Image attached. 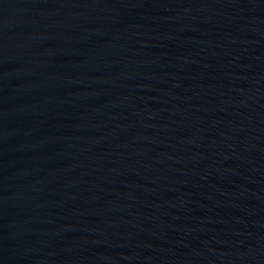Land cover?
<instances>
[{"label": "water", "instance_id": "water-1", "mask_svg": "<svg viewBox=\"0 0 264 264\" xmlns=\"http://www.w3.org/2000/svg\"><path fill=\"white\" fill-rule=\"evenodd\" d=\"M0 264H264V0H0Z\"/></svg>", "mask_w": 264, "mask_h": 264}]
</instances>
